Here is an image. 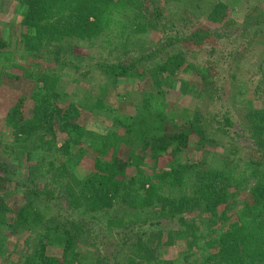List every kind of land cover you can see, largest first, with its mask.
Masks as SVG:
<instances>
[{
	"label": "trees",
	"instance_id": "16d2710c",
	"mask_svg": "<svg viewBox=\"0 0 264 264\" xmlns=\"http://www.w3.org/2000/svg\"><path fill=\"white\" fill-rule=\"evenodd\" d=\"M191 1L16 0L23 18L21 49L48 51L55 65L27 74L35 83L31 95L17 92L2 84L13 54L0 41V102L13 136L9 148L22 149L28 160L40 153L26 177L0 159V230H6L0 231L1 254L9 237L24 235L26 251L17 264H264V106L243 102V131L256 153L251 159L241 156L244 148L234 139L220 151L212 136L211 128L229 137L236 126L229 110L211 117L183 110L177 121L160 109L178 77L196 68L187 46L219 35L204 26L187 32L178 26L192 13ZM214 1L208 20L219 23L229 8ZM246 18H254L255 35L264 33V6ZM154 33L158 42L150 38ZM98 41L108 50L106 59L95 61L78 49L79 42ZM70 72L78 75L77 85L92 73L102 77V94L74 101L62 90ZM124 78L143 83V100L134 115L116 121L123 133L100 134L82 125L84 111L118 101L116 88ZM113 92L116 98L108 100ZM188 152L199 159H176ZM90 153L92 167L80 178L73 164L88 161ZM12 181L24 191L21 204L9 200L6 184ZM42 202L59 204V213L45 215L37 208ZM110 212L101 240L90 222ZM76 213L90 221L74 220ZM114 234L121 236L119 244L104 242ZM85 244L96 249L95 257L79 251ZM180 245L185 249L176 259L163 256ZM57 247L60 254L53 252Z\"/></svg>",
	"mask_w": 264,
	"mask_h": 264
},
{
	"label": "rangeland",
	"instance_id": "374dc122",
	"mask_svg": "<svg viewBox=\"0 0 264 264\" xmlns=\"http://www.w3.org/2000/svg\"><path fill=\"white\" fill-rule=\"evenodd\" d=\"M217 1V0H216ZM228 5V16L222 22L212 23L208 20V14L214 0H192L191 8L185 15L186 19L181 21L178 26L187 31L195 30L201 26L217 32L219 35L211 37L202 45H188V61L196 66L195 69L184 71L181 74L175 87L169 88L167 103L160 107L161 111L167 114L170 119L180 120L183 110L195 111L201 113L204 117H211L219 114L221 110H229L231 116L236 121V126L230 131L229 137L221 135L211 128L212 136L222 147L224 151L226 143L234 139L235 144L243 146L241 156L245 159L256 157L254 149L249 148V132L244 134L243 129L246 126V110L243 106L245 99L253 100L256 106H264V33L255 35L256 28L253 27V19L248 20L246 15L254 10L264 6V0H222ZM195 11V12H194ZM193 14V15H191ZM183 12L180 14L182 18ZM22 16L18 9L16 0H0V41H5L8 45L6 52L13 54V66L2 75V84L10 87L17 92L31 95L35 89V83L27 78L30 71H36L39 68H53L55 63L53 55L48 51L25 52L19 44L22 34ZM181 20V19H179ZM183 20V19H182ZM150 38L158 42L157 34H152ZM101 41L96 42L94 46H88L86 43L79 42V51L85 55L94 58L95 61H101L107 58L108 50L100 48ZM115 55V54H114ZM132 54L125 55L124 60L129 59ZM109 59L111 57H108ZM63 80L62 90L68 93L74 101H84L92 94L100 96L102 94L101 85H104L102 77L92 73L86 77L89 81L77 85L74 82L78 75L72 72ZM79 78L84 80L82 77ZM143 83L133 78H124L119 81L115 103L107 101L103 110L96 112L84 111L80 118L82 125L88 126L90 130L100 134L108 133L110 130L115 133H123L121 128L116 125L118 120H124L127 116L134 115L136 107L142 104ZM114 93L108 94V100L116 97ZM112 102V101H111ZM224 106V108L222 107ZM7 107L0 102V159H4L16 172L19 177H26L29 166L40 159V153H35L30 160L22 149H10L13 144V136L7 128L5 118ZM213 125V123H210ZM10 147V148H9ZM27 153V149H24ZM2 157V158H1ZM88 161L84 160L78 166L74 165V172L80 178L89 174L92 167L91 160L94 155H88ZM179 161H196L198 154L191 152L176 158ZM170 155L167 161H170ZM177 161V160H176ZM12 181L6 184V191L10 194V201L23 202L21 187L17 182ZM1 196L4 194L1 193ZM37 208L47 216L57 215L59 213V204L38 203ZM105 213H98L94 221L90 222L94 236L98 235L101 240L105 235L106 218ZM76 221H90L82 215L72 214ZM68 217L69 214H66ZM235 217L232 215L231 221ZM89 227V225H88ZM90 228V227H89ZM6 232L5 228L0 230ZM119 234L113 235L104 242H113L114 246L120 242ZM24 235L22 237H9L8 244L3 246V253H0V264H17L21 261L22 255L26 251ZM107 248V245H104ZM113 246V248H114ZM184 245H180L163 252L166 259H176L184 251ZM95 248L82 245L79 251L95 257ZM55 254H60V248L54 249Z\"/></svg>",
	"mask_w": 264,
	"mask_h": 264
}]
</instances>
